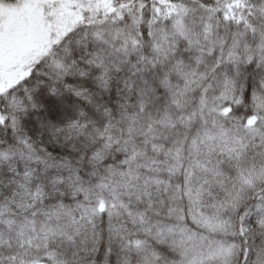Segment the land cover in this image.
Masks as SVG:
<instances>
[{
    "label": "snow or ice",
    "instance_id": "obj_1",
    "mask_svg": "<svg viewBox=\"0 0 264 264\" xmlns=\"http://www.w3.org/2000/svg\"><path fill=\"white\" fill-rule=\"evenodd\" d=\"M0 264H264V0H0Z\"/></svg>",
    "mask_w": 264,
    "mask_h": 264
}]
</instances>
